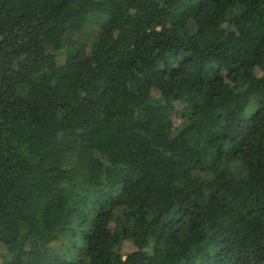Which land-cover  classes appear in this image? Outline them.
Instances as JSON below:
<instances>
[{"label":"trees","instance_id":"1","mask_svg":"<svg viewBox=\"0 0 264 264\" xmlns=\"http://www.w3.org/2000/svg\"><path fill=\"white\" fill-rule=\"evenodd\" d=\"M0 263L264 264V0H0Z\"/></svg>","mask_w":264,"mask_h":264},{"label":"rangeland","instance_id":"2","mask_svg":"<svg viewBox=\"0 0 264 264\" xmlns=\"http://www.w3.org/2000/svg\"><path fill=\"white\" fill-rule=\"evenodd\" d=\"M237 11H238L237 8H230L229 14L237 13ZM103 22H104L103 17H94L88 22V24L86 25V27L84 29L72 31L68 36H69V38L78 39V40H81L82 42L83 41H90L97 34V32H98V30H99V28ZM213 68H215L214 65L212 66L210 73L214 71ZM253 109H254V103L251 102L250 106L247 109V114L251 113L253 111ZM77 188L79 190H81L82 187L80 185H78ZM86 193H87V197L89 200H93L94 197L97 195L96 192H93L91 190L86 191ZM88 208H90L88 210L89 211L88 223H89L90 219L93 215V210H91V208H92L91 204L89 205ZM67 234L68 233L66 232L65 235H67ZM77 240H78V238H77ZM62 243L67 245L65 238L61 239L60 242L57 241L56 243H51V245H52L53 249H58L59 245Z\"/></svg>","mask_w":264,"mask_h":264}]
</instances>
